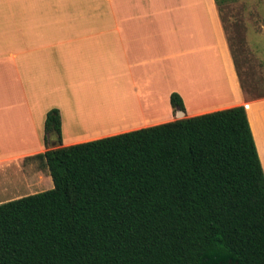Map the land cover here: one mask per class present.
<instances>
[{"label":"trees","instance_id":"trees-1","mask_svg":"<svg viewBox=\"0 0 264 264\" xmlns=\"http://www.w3.org/2000/svg\"><path fill=\"white\" fill-rule=\"evenodd\" d=\"M51 131L60 144L57 109ZM28 160L53 188L0 204V264H264V172L242 106Z\"/></svg>","mask_w":264,"mask_h":264},{"label":"crops","instance_id":"crops-1","mask_svg":"<svg viewBox=\"0 0 264 264\" xmlns=\"http://www.w3.org/2000/svg\"><path fill=\"white\" fill-rule=\"evenodd\" d=\"M237 75L215 0H0V173L51 190L29 158L172 122V93L187 118L244 107L264 172V96Z\"/></svg>","mask_w":264,"mask_h":264},{"label":"rangeland","instance_id":"rangeland-1","mask_svg":"<svg viewBox=\"0 0 264 264\" xmlns=\"http://www.w3.org/2000/svg\"><path fill=\"white\" fill-rule=\"evenodd\" d=\"M217 9L242 86L249 88L250 96H264V0H227ZM18 168L15 163L0 173V204L16 200L18 194L46 191L27 182Z\"/></svg>","mask_w":264,"mask_h":264},{"label":"bare ground","instance_id":"bare-ground-1","mask_svg":"<svg viewBox=\"0 0 264 264\" xmlns=\"http://www.w3.org/2000/svg\"><path fill=\"white\" fill-rule=\"evenodd\" d=\"M109 97H112V96H109ZM95 102L97 103V101L95 100ZM97 105H99V104H97ZM97 108L96 109H100V108H98L99 106H96ZM97 111H99V110H97ZM101 116V118L102 119H98V122H100V124H103V125H105V124H109V122L107 121V119H110L111 118V122H113L112 121V117H111V115L110 114H107V113H105L104 115H100ZM101 120V121H100ZM108 122V123H107Z\"/></svg>","mask_w":264,"mask_h":264},{"label":"water","instance_id":"water-1","mask_svg":"<svg viewBox=\"0 0 264 264\" xmlns=\"http://www.w3.org/2000/svg\"><path fill=\"white\" fill-rule=\"evenodd\" d=\"M184 117V112L178 110L176 112V119L179 120V119H182Z\"/></svg>","mask_w":264,"mask_h":264}]
</instances>
